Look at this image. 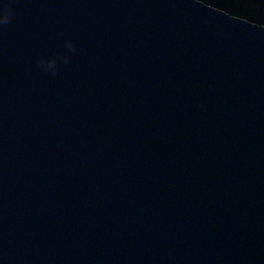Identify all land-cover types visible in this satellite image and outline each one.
Masks as SVG:
<instances>
[{
  "label": "water",
  "instance_id": "95a60500",
  "mask_svg": "<svg viewBox=\"0 0 264 264\" xmlns=\"http://www.w3.org/2000/svg\"><path fill=\"white\" fill-rule=\"evenodd\" d=\"M4 7L0 264H264V0Z\"/></svg>",
  "mask_w": 264,
  "mask_h": 264
},
{
  "label": "clouds",
  "instance_id": "9594fccd",
  "mask_svg": "<svg viewBox=\"0 0 264 264\" xmlns=\"http://www.w3.org/2000/svg\"><path fill=\"white\" fill-rule=\"evenodd\" d=\"M0 12H2V15H0V23H8L9 22V13H10V9L7 7H4L2 10H0ZM54 64V62H50L49 66L51 67Z\"/></svg>",
  "mask_w": 264,
  "mask_h": 264
}]
</instances>
